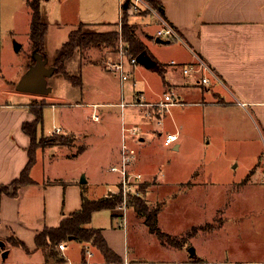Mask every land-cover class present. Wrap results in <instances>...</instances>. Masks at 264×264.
Masks as SVG:
<instances>
[{"label": "rangeland", "instance_id": "1", "mask_svg": "<svg viewBox=\"0 0 264 264\" xmlns=\"http://www.w3.org/2000/svg\"><path fill=\"white\" fill-rule=\"evenodd\" d=\"M52 3L53 1L47 3L46 7H51ZM22 7H25L24 12L15 17L16 10ZM130 8L132 11L127 12L129 20L131 17L135 23L150 22L152 24L150 29L153 31L160 26L153 13L141 16L142 10L134 6ZM146 10L151 11L149 8ZM30 11L28 0L27 2L3 0L4 30L8 27L14 30L4 39V53L8 56L6 57L8 74L22 72V69L16 68L17 64L18 66L24 64V67L27 64L32 66V60L36 58L30 37L28 14ZM108 13L107 21L119 20L117 6L115 8L111 6ZM56 14L57 10L51 14L52 21L57 17ZM136 14L138 15L133 16ZM122 20L123 18L117 24L109 26L79 25L77 28H81L82 31L106 33L116 39L113 44L99 43L79 48L73 59L71 58V63L69 65L67 63L70 72L77 67V62L79 64L81 59L95 61L107 69L102 70L101 66L97 65L87 76L89 91L93 89L94 96L102 97L100 100L110 101L108 105L97 107L101 115L98 120L92 115L93 105L83 103L87 102L83 95L85 90L73 86L61 74L55 73L50 76L51 92L32 93L33 97H36V103L43 101V98L46 103H50L44 109V119L39 125L40 133L43 129L45 133H51L52 130L54 132L63 124L71 126L72 131L77 134L78 132L85 134L88 130L93 132L86 140L87 150L78 155L70 153L66 156L69 149L74 150L71 145L61 148L63 149L61 151H64L63 156L57 150L60 148L54 146L70 144L68 135V140H56L57 135L63 134L56 132L43 136L41 140L46 142L43 147H47V150L52 146L50 152H45L47 163L50 162L54 167L62 169L69 179L79 178L78 175L82 172V177L84 174L89 178L88 184L85 183L86 193L94 196L102 194L106 186L103 184L116 181L118 185L117 180L121 179V174L113 172L111 166L122 161L125 145L123 123L130 125L134 120L138 121L144 117L142 112L136 111L137 108L131 105L140 98V95L142 97L139 91L145 92L144 100L158 98L163 93L161 82L163 77L154 70L155 68L143 70L141 66L143 62L136 65V73H133L137 81L136 86H133L134 79L122 81L117 73L107 72L113 71L111 65L121 59L122 47H129L131 50L130 43L123 36ZM131 23L129 22L130 25H135ZM70 29L71 27L55 28L56 31L49 34L46 43L48 66L54 64L57 48L68 39ZM134 30L140 40L142 34L147 33L146 29L137 30L136 26ZM17 46H20L19 50ZM159 48L158 50L153 48V61H158L156 51H160L159 55L167 59L184 53L178 44H166ZM84 73L87 74V70H84ZM122 101L128 103L124 108L119 105ZM143 106L141 110L145 108L149 117V112L153 111L154 107ZM155 108L157 115L159 107ZM168 109L165 110L166 118H162L160 123L157 121L155 125L158 129L162 128L164 134L168 131L177 132L180 136L179 148H174L175 144H164L163 136L155 133L157 131L149 125L145 126L151 132L152 139H148L147 144H138V147L134 148V154L126 147L127 152L134 156L131 169L134 172H141L145 179L135 187V192L123 195V200L114 208L116 214L122 216V219L117 220L122 224L126 220L127 225L129 223L127 232L125 230V240L130 250L132 252L138 250H135L137 255L131 256L135 261L133 259L127 261L128 264H264L263 169L257 166L258 157L256 153H252L254 149L248 146L250 141L240 139L235 129H230L229 132L224 130L225 124L222 123L224 121L220 116L213 125L207 123L205 107L170 105ZM181 123L184 126L185 138L181 135L183 130L179 127ZM142 131L138 134L144 135ZM138 134L134 136L138 138ZM83 140V137H79V141ZM74 147L75 150L78 149V145ZM81 151L82 149H79V152ZM253 169L256 170L254 173ZM143 183L148 184L143 189V198L147 204L150 207L162 208L159 213V225L167 233L162 240L150 231L144 217L129 204L130 195L139 194ZM117 185L109 187L117 189ZM107 189L104 196L111 197L108 196ZM111 222L112 216L108 208L94 214L95 225L110 228ZM88 249L93 251L92 247Z\"/></svg>", "mask_w": 264, "mask_h": 264}, {"label": "crops", "instance_id": "2", "mask_svg": "<svg viewBox=\"0 0 264 264\" xmlns=\"http://www.w3.org/2000/svg\"><path fill=\"white\" fill-rule=\"evenodd\" d=\"M51 1H53L51 7H46V4ZM160 1L164 12H158L176 29L180 39L160 37L158 30L163 23L154 12L147 11L146 7L140 6L141 16L148 13L154 14V19L160 24L155 31L150 29L152 26L150 22L135 23L130 17V22L135 24L137 30L140 28L142 31L147 30L146 35L145 33L140 35L145 47L144 54L149 57L148 62L141 64L142 69L149 71L155 68L154 70L163 77L161 96L144 100L145 92L139 91L142 97L140 95L138 99L142 102L156 103L163 100L166 93H174L180 102L171 106L205 107L207 123L213 125L220 116L224 121L222 123L225 124L224 130L229 132L230 129H235L240 139L250 141L248 146L254 149L252 153H256L258 157L257 166L264 172V0ZM133 4L134 0H120L119 2L116 0H42V16L49 26L46 43L51 31H56L55 28L71 27L70 36L72 30L81 24L86 26L115 25L126 12L132 11L130 6ZM111 6L118 7L120 18L117 22L107 21ZM24 10L25 7L16 10L14 16L16 17ZM56 10L57 17L52 21L51 14H54ZM28 14L31 26L32 12ZM4 20L3 0H0V186L20 177L31 159L32 129L28 132L25 125L36 119L33 109L37 106L36 97H33L32 92L22 91L16 86L31 67L30 64L25 67L24 64L22 66L17 64L16 68L22 69V72L18 74L7 73L6 57L8 56L4 53V39L14 30L9 27L4 30ZM158 38L166 42H160ZM166 44H178L184 53L167 59L159 55L160 51H156L158 61H153V48L158 50L159 46ZM17 47L19 50L20 46ZM194 53L198 54L214 70L222 82L213 78L199 64ZM72 59L68 60V65ZM97 65L101 66L102 70H107L103 65L86 59H81L79 64L77 62V67L72 72L69 69L70 73L83 76L84 85L80 88L85 90L83 95L87 99V102L83 103L93 105L94 118L95 113L99 115V118L101 117L97 107L110 103V101L100 100L102 97L97 98L94 96V90L89 91L88 89L90 86L87 76ZM191 65L194 68L186 72L185 68ZM84 70H87V74ZM143 70L142 72L145 73ZM107 72L115 73L111 70ZM133 73H136L135 67L132 69L130 79H134L133 86H136L137 81ZM204 77H208L210 81L205 83ZM49 104L48 102L44 104V109ZM142 107L144 106H134L135 109L137 108L136 111L144 114L143 119L134 120L130 125L123 123V143L132 152L138 144H147L152 139V134L145 125L153 127L157 131L155 133L163 136V139L168 133L173 132L168 131L164 134L162 128L158 129L155 125L157 121L160 123L162 118H166L165 110H169L168 107L164 110L161 107L157 108L156 118H149L146 115V109L141 110ZM39 125L35 130L36 139L53 133V130L51 133H45L44 129L40 133ZM134 127H137V130H132ZM144 127L145 132H143ZM179 127L183 128L181 135L185 138L183 124H179ZM59 128H61L59 133L68 135L71 141L68 145H54L60 148L57 150L62 156L64 151H61L63 150L61 148L70 145L74 150L69 149L66 156L70 153L73 155L85 153L88 147L86 140L93 135L91 130L85 134L82 132L77 134L67 124ZM140 131L144 135L138 134ZM137 134L138 138L134 136ZM79 137H83L84 140L79 141ZM179 139L174 146L176 149L181 145L178 142ZM75 145H78L77 150H75ZM50 147L52 146H49V150L47 147L36 149V160L30 170V181L22 184L16 195L6 193L1 195L0 264H85L86 251L90 247L93 248L91 259L95 264H128L132 259L134 260L131 256L138 254L135 252L137 249L132 252L125 240L129 223L127 225V220L123 224L120 220L118 221L117 218L122 219V216L117 215L114 208H108L112 216L110 228L93 224L94 214L107 208L95 211L91 222L86 224L88 227L102 230L111 250L110 256L103 253L92 242H81L76 237L63 240L66 244L63 250L59 248V245L52 250L38 243V235L46 227L58 226L65 217L82 207L84 196L91 199L100 198L104 196L107 187L117 185L116 181H109L103 184L106 186L100 196L87 194L85 183L88 184L89 178L86 175L83 174L86 182L80 178L82 172L79 173V178L69 179L62 169L54 167L50 162L47 163L45 152H50ZM79 149L82 151L79 152ZM256 170L253 169V173ZM120 180V178L117 180L118 185Z\"/></svg>", "mask_w": 264, "mask_h": 264}, {"label": "trees", "instance_id": "3", "mask_svg": "<svg viewBox=\"0 0 264 264\" xmlns=\"http://www.w3.org/2000/svg\"><path fill=\"white\" fill-rule=\"evenodd\" d=\"M149 4L157 11L164 12V8L160 0H147ZM42 0H28L29 6L32 12L31 19V32L30 37L33 43L34 53L42 55L47 58L48 53L46 50V36L48 33L49 26L44 21L41 11ZM127 12L123 16V26L124 34L123 36L130 43L131 52L134 55H139L144 53L145 47L139 36L136 35L134 30L135 25H130L129 17L127 18ZM81 24L80 26H82ZM115 34V33H114ZM113 34V35H114ZM116 35V34H115ZM116 37H111L110 34L106 33H90L82 31L81 28L72 30L69 39L63 43V45L57 50L56 58L54 60V74L58 73L63 75L67 80H69L76 87H83L84 81L81 74H72L67 69V62L70 60L77 49L85 48L91 44H113ZM36 63V58H33L32 64ZM44 104L45 101H39L36 107H34V112L36 114V119L32 123L25 125L26 130L31 132L32 129V149L30 153V161L26 168L23 170L20 177L14 179L10 183L3 184L0 186V199L3 193L16 195L20 186L26 182L30 181V170L33 167L36 160V149L40 146L45 145V141L36 139L35 130L37 126L43 122L44 119ZM54 137V135H51ZM67 138V139H66ZM64 139L68 140L65 135H57L56 140ZM147 183L142 184V190L139 194L130 195L129 204L134 206L135 210L144 217L146 225L149 227L150 231L156 234L161 240L167 236V233L162 230L159 225V213L162 211L160 206L150 207L145 199L143 198V189L147 186ZM123 200V194H117L113 197H100V198H88L84 196L82 207L72 213L70 216L65 217L61 223L56 227H46L38 235V243L50 247L52 250L55 249L63 240H68L70 236H75L81 242H92L97 246L103 253L110 256L111 250L106 241L102 230L99 228H92L86 226L92 220L93 213L97 210L104 208H115L116 204ZM1 208V202H0ZM1 220V218H0Z\"/></svg>", "mask_w": 264, "mask_h": 264}, {"label": "built area", "instance_id": "4", "mask_svg": "<svg viewBox=\"0 0 264 264\" xmlns=\"http://www.w3.org/2000/svg\"><path fill=\"white\" fill-rule=\"evenodd\" d=\"M134 6L136 9H140V6L149 8L152 12H154L161 20L163 23V26L158 30V35L160 37H166V38H178L180 39V35L176 31V29L156 10L154 9L146 0H134V4L131 5ZM121 59L111 65V68L115 73H117L122 81L129 80L132 75V69L136 67L138 63H140L138 59V55H134L129 47H122L121 50ZM197 60L199 61V64L206 70L208 71L211 76L218 81L222 82L220 77L214 72L212 68H210L207 63L196 53H194ZM174 62V61H173ZM194 68L193 65L186 67L185 71L189 72ZM203 81L205 83L209 82L210 79L208 77H204ZM180 102L178 97L174 95V93H166L164 96V99L156 102V103H144V102H138L135 101L133 106H152L154 107L153 111H150L149 117L156 116V108L155 107H161V108H167L172 104ZM120 105L124 108L128 105V103H125L122 101ZM95 118H99L98 114H94ZM132 130H137V127H134ZM61 128L57 127L55 132H60ZM179 139V134L177 132H171L168 133L165 138H164V144L166 145H172L177 142ZM134 156L130 155L127 150L126 146H123V155H122V161L120 164H114L111 167V170L114 172H118L121 174V180L119 185L117 186V189L113 187H109L107 189L108 196H115L117 194H123L127 195L131 192H135V187L140 183L144 181L143 174L141 172H134L131 169L132 163L134 161ZM263 181H264V172H263ZM115 187V186H114ZM137 192V191H136ZM122 207V206H121ZM59 248L61 250L66 248L65 242H61L59 244ZM93 253L90 249L87 250V258L85 261V264H95L91 257ZM231 264H240V263H231Z\"/></svg>", "mask_w": 264, "mask_h": 264}, {"label": "water", "instance_id": "5", "mask_svg": "<svg viewBox=\"0 0 264 264\" xmlns=\"http://www.w3.org/2000/svg\"><path fill=\"white\" fill-rule=\"evenodd\" d=\"M160 42H166L161 38L157 39ZM36 63L33 64L29 70L22 77L18 83V88L22 91L32 92L36 94H46L52 91V87L48 83V77L54 74V67L48 66V58H44L40 54H35ZM140 62H148L149 57L144 53L138 55ZM83 182H86V178H82ZM75 236H70L74 238ZM194 250V249H193Z\"/></svg>", "mask_w": 264, "mask_h": 264}]
</instances>
